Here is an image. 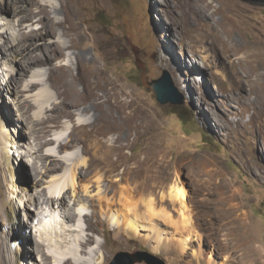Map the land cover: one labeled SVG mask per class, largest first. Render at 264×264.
Listing matches in <instances>:
<instances>
[{
	"label": "rangeland",
	"instance_id": "374dc122",
	"mask_svg": "<svg viewBox=\"0 0 264 264\" xmlns=\"http://www.w3.org/2000/svg\"><path fill=\"white\" fill-rule=\"evenodd\" d=\"M37 1L38 4L31 7L25 0H0V128L5 126L2 135L6 136L12 166L16 168L12 179L11 173L5 172L9 167L1 164L0 146V180L11 199L19 201L22 198L21 206L30 205L29 210L36 218L29 222L22 211L17 216L13 245L14 249L26 252V264H43L47 257L49 264H56V257L62 262L73 258L84 264H101L97 254L104 253L108 261L102 264H115L117 255L122 252H150L166 264H210L209 258L212 264H264V117L250 107L251 102L259 99L250 91L253 83L244 78L240 87L236 84L238 78L233 63L239 57L229 54L211 29L221 30L226 38L224 30L229 20L237 16L247 27V33L234 34L235 43H249L258 38L264 45V5L232 0L237 5L234 9L238 7L240 11L236 13L225 5L218 10L222 5L218 0H206L212 3L207 11L204 0H79L76 4L68 0ZM39 5L46 6L57 21H64L65 15L56 14L55 8L62 11L67 8L74 13L78 30H70L65 37L61 29L50 39L43 36ZM16 9L22 10L13 13ZM201 10L206 11V17L200 14ZM169 12H174L179 22L172 23ZM35 34L42 37L33 39ZM58 42L77 45L62 56L49 49L54 57L52 64L24 73L23 67L30 65L31 53L36 50L34 55L41 56V46L51 48ZM32 43L33 46L28 47ZM11 46L18 50L8 56L5 52ZM171 47L175 48L176 55ZM74 52L76 55L85 52L88 63L96 64L114 81L121 100L131 101L133 97L138 100L146 117H152L155 124L153 138L150 134L138 140L132 137L133 148L114 155L110 162L92 164L97 156L96 149L82 129L91 130V124L96 122L98 130H105L108 128L106 122L96 121L94 113L84 116L76 112L74 118H55L58 116L55 108L65 99L64 85L55 73L63 71L64 66L72 70L79 79L81 92L87 90L88 83L93 80L88 71L80 69L76 56H72ZM164 70L171 72L175 86L184 95L182 106L191 110L188 123L174 113L177 106L159 103L155 92L144 82L146 78L159 79ZM13 76L20 83L9 86L10 89L19 86L18 94L3 84ZM36 83L41 85L32 89ZM23 105L27 107L21 111ZM24 114V119L19 121ZM40 128H45V134L38 139ZM67 129L70 131L58 143L57 134ZM118 137L119 133L115 132L107 134L104 140L110 146ZM75 138L78 140L74 142L72 153H63L60 144L73 142ZM151 146L156 153L159 174V179L151 182L154 188L140 187L145 182L143 177L120 182L119 185L129 188L132 195L126 194L118 207L114 204L115 192H109V200L120 210L122 219H133L136 213L128 207V202L138 203V233H131L124 226L120 231L96 207H88L83 211L87 219L76 217L75 222L68 223L62 218L65 222L57 227V237L45 234L42 230L44 220L51 218L52 210L59 207L57 203H48V200L58 199L49 186L61 178L65 169H71L74 163L85 158L93 165V181H97L96 172L102 171L105 179L101 185L107 186L118 177L131 178L133 156L145 159V152ZM19 153L24 160L19 158ZM55 163L64 167L60 174L48 170ZM178 182L188 193V215L194 223L191 235L179 229L184 225L183 211L169 196L171 187ZM220 185L222 190L217 188ZM78 188L83 191L82 186ZM90 191L96 196L97 186L92 185ZM235 195L240 200L231 201ZM94 196H87L88 201H97ZM240 201L245 208L239 213H248L250 229L256 235L252 237L254 251L249 256L244 247L236 246V237L230 233L233 226L223 217V209L229 207L227 203L235 205ZM69 206L66 213L80 214L74 203ZM165 212L170 213L171 220L165 218ZM3 222L0 221V233L4 231ZM191 236L194 239L185 252L173 246L172 242ZM90 239L85 252L82 244Z\"/></svg>",
	"mask_w": 264,
	"mask_h": 264
},
{
	"label": "bare ground",
	"instance_id": "6f19581e",
	"mask_svg": "<svg viewBox=\"0 0 264 264\" xmlns=\"http://www.w3.org/2000/svg\"><path fill=\"white\" fill-rule=\"evenodd\" d=\"M25 1H28L31 7L34 6L35 4H38L37 0H25ZM68 1H70V3L73 4L79 2V0H68ZM218 1L222 4L219 7H217L218 10L223 9L224 7L223 5H225L228 9L232 8L233 11L235 12L237 11L236 13L240 12L238 7L234 9V6L236 7L237 5L232 0H218ZM211 4L212 3H208L206 0H204V9L206 11L208 9L210 10L212 8ZM38 8H39V15L41 16V22L43 24V30H44L43 36L48 37V39H50L51 37H55L58 34V32H60V29L64 37L69 34L70 30H74V31L78 30V25L76 24L74 19V13L70 12V10H67V8L63 9V11L55 8L56 14L63 13L65 15L64 21H57L54 18H52L46 6L39 5ZM21 10L22 9L20 10L16 9L13 13H17V12L19 13ZM206 11L201 10L200 14L206 17ZM168 15L172 23L179 22L174 12H169ZM239 18L236 16V18L234 17L231 20H229L227 27L224 30L226 32V38L224 37V33L221 30L215 29L214 27H211V29L213 35H215V38H217V41L221 44V46L225 48V50L229 52V54L231 55L233 54V56L239 57L238 61L233 63V66L235 68L234 69L235 75L238 78L236 84L238 87H240L244 82V78H246L249 83L251 82L253 83V85L250 84V91L252 93H256L259 99L257 98L256 101L251 102L250 107L252 108L254 107L264 117V45L262 41H260V39L258 38L253 39L249 43H243V42H240L239 44L235 43L233 39L234 34L239 33L240 35H246L247 33V27H245L243 21ZM38 37H42V35L40 36H38V34L33 35V39ZM76 45L77 44L74 43L61 44L58 42L55 43V45L51 46V48L48 47L47 45L41 46L39 48L42 51L41 56L34 55L36 50L33 53H31L28 62L30 65L23 67L24 73H27L28 71L34 69L35 67H42L47 64H52V62L54 61V57L50 53L49 49H51L57 56L58 55L62 56L65 55L67 51L72 50V48H74ZM31 46H33V43L28 45V47ZM17 50L18 47L11 46V48L7 50L5 53L8 56H10ZM230 50L232 51L230 52ZM171 52L174 55H176L175 48L171 47ZM242 53H244V55H241ZM73 55L76 56L80 69H83V71H88L89 74L92 76L93 80H91L88 83L89 84L88 89L85 90L84 92H81L78 88V83H77L79 79L76 78L72 70H70L65 66L64 68H62L63 71L61 72L59 71L56 72L55 69L53 72H56L55 75L59 74L60 79L62 80V84L64 85L65 88V99L62 102L61 106L55 108L58 113V116L55 118L58 119L63 116L69 119L74 118L76 112H81V114H84V116L94 113L96 121L103 120L106 122L108 128L107 129L105 128V130H98L96 122L94 124H91L92 127L91 130H89L88 127H83L82 129V131L86 133L87 138L91 140L92 142L91 145L93 149H96L97 156L93 159L92 164L93 165L97 164L98 166L110 162L114 155L122 153V151L127 148L128 149L133 148L134 141L132 137H135V140H138V138L142 137L143 135L150 134L151 135L150 138H153L152 134L154 132L155 124L153 122L152 117L149 116L146 117V112H144L139 107L138 100L134 97L131 101L121 100L120 94L117 93L114 88L115 86L114 81L108 79L107 75H104L102 70H100V68L96 64H93L92 62L88 63V58L85 52H80L77 55L74 52L72 53V56ZM5 78L6 77L4 76V80ZM11 83H14L15 85H19L20 81L13 76L8 82L3 84L9 86L11 85ZM39 85H41V83L33 84V86L31 87L33 89L39 87ZM18 88L19 86L18 87L15 86L14 89H12V87L10 89L9 86L10 91L17 94L18 91L16 89ZM47 96L49 97V94ZM26 107H27L26 105H23V107L21 106L20 110L23 111L24 109H26ZM28 112H30V109L28 110ZM24 116L25 114L21 115L19 121H22L24 119ZM43 123H45V121H43ZM38 124L40 125V123ZM82 124L83 126H87L86 123H82ZM4 129L5 126H2L0 128V146L2 150L1 164L5 165L6 167H9V171H5V172H8V174L11 173L10 176L12 179H14L15 178L14 171L16 170V168L12 166L13 160H12V156L10 155V151L8 150V146H7L8 141L6 139V136L4 137L2 135V131ZM69 129L71 130V127H69ZM70 130L68 131L63 130L59 132L57 134L58 135L57 142L60 143L61 138L63 139V137ZM115 132L119 133V137L115 140L116 143L108 146L104 138L107 134H111ZM37 133H39L38 139H40L41 135L45 134V128H40L39 130H37ZM77 140L78 139L75 138L73 142H69L65 144L61 143L60 148L63 151V153L71 154L74 149V142H76ZM15 145H17L16 142ZM87 151H90V148H88ZM19 152H20V148H19ZM145 154H146L145 159H139V156L137 155L133 156L135 163L132 169L131 178L129 177L126 178L125 176L118 177L116 180L110 181V183L107 186H102L103 185L102 182L105 179L104 177L105 175L104 176L101 175L102 171L96 172V175L94 176L97 178V181L96 182L93 181V170H94L93 165L92 164L89 165L85 158L82 160L80 159L79 161L74 163V166L71 169H65V171L63 165H59L58 163L52 164L53 167H51V169H48L49 171L54 172L56 174H60L61 172L64 171V174L62 176L60 175L61 178L57 180L53 179L54 181H52L51 185L49 186L50 191L53 194L58 195V199L56 201L53 199L48 200V203L50 202H52L53 204L57 203L59 207L57 209L52 210L50 215L51 218L44 220V222L42 221L43 222L42 230H45V234L48 237H57L55 233L57 232L56 230L57 227L59 228V225L61 224L60 222L63 223V221L65 220L68 223H73L76 221L77 218L87 219L88 215H85L84 212L88 207L89 208L96 207L100 211L102 216L106 215L107 217H109L110 221L113 222L115 226H117L118 229H120V231L124 226L127 230L132 231L131 233H138L140 228V222L138 220L139 213L137 211L139 206L138 203L134 201L131 204L128 202L129 205L126 204V206L128 205L130 209L133 208L135 210L136 214L133 219L130 218L122 219L120 210L119 211L116 210L113 206L117 205L118 207V205L122 204L124 199H126V194H129L131 192L129 188L125 186H120L119 185L120 182L121 183L125 181L129 182L130 180L137 181L143 177L145 179L144 180L145 182L142 185H140V187L145 186L147 188H151V190L152 188H154L151 186L152 184L151 182L156 181V179L159 176V174L157 173L158 170L156 171V165H155L157 163L156 155H155L156 153L153 147L151 146L147 148ZM19 158L21 160L22 159L24 160V156H22V154L20 153H19ZM80 168H82V171L80 170ZM36 172H41V171L36 170ZM4 178H6V176H4ZM77 181L79 182V185L83 187V191L79 190L80 187L78 188L79 185L77 186ZM3 185L0 180V221L1 222L4 221L3 224L5 223L4 231L0 233V264H26L28 258L26 252L24 253L22 249L19 250L18 248L14 249V245H13V243L16 242V240L14 239V234L17 223L16 222L17 216H18V212L22 211L24 212L25 217L29 222L30 221L33 222L34 220H36V218L34 217V214L31 213L29 210L28 206L30 205L26 207L24 206L22 207L21 206L23 202L22 198L19 201L13 200V198L11 199L10 195H8L6 191H4ZM11 185L14 189L16 188L13 181ZM92 185L93 187L97 186L98 192L96 196H94L93 194L94 191H90ZM221 185L219 187L217 186L216 187L219 188V190H222ZM110 191L115 192V198H114L116 200L114 203L115 205H113V203H111V200H109ZM16 193L13 192V194ZM130 194L129 196L131 197L132 194L131 195ZM87 196L89 197L94 196L95 198L98 199L97 201L96 200L94 201V199L92 198L93 201L89 202ZM169 196L175 206L178 205V203L180 204L183 211L182 213L183 218L181 220L184 225L179 229L185 230L191 235L192 234L191 229L194 228L193 227L194 223L192 221V218L188 215L189 198L186 188L184 187L183 184L178 182L171 187ZM238 199L239 198L237 197V195H235L233 196V199L231 201ZM70 203H74L75 206L74 208L76 210H79L80 214H71L65 212V210L67 211L68 209L67 207H70L69 206ZM229 203H227V206L229 207L223 209V217L225 219L230 220V224L233 226L232 232L230 233L232 237H236L235 238L236 246L240 245L241 247H244V249L246 250V256H249V254L253 253L254 251L252 248L254 244V240L252 237H256V235H254L250 229L251 224H249L248 222L249 220L248 213L247 214L244 212H242L241 214L239 213L242 211L243 208H245V204L243 203V201H240L238 204L235 205ZM45 216L47 215L45 214L44 217ZM62 218L64 219L63 221H61ZM165 218L167 220L172 219L170 213L167 212H165ZM172 223L174 222L172 221ZM193 239L194 237L191 236L185 240L175 241L172 243L174 247L179 248L181 251L185 252L186 250L189 249V244H190L189 242H191ZM91 241L92 239L82 244L84 251L86 250V248L88 247ZM160 242L162 243L163 239H161ZM63 254L64 253H58V255L60 256H62ZM97 256H100L101 264L108 261V256L105 253L100 255L97 254ZM48 260L49 258L47 257L44 260L43 264H49ZM201 261L202 260H200V262ZM211 262H212V258H209V263L212 264ZM38 264H42V263H38ZM56 264H84V263L77 261L73 258L62 262L60 257H56Z\"/></svg>",
	"mask_w": 264,
	"mask_h": 264
},
{
	"label": "water",
	"instance_id": "95a60500",
	"mask_svg": "<svg viewBox=\"0 0 264 264\" xmlns=\"http://www.w3.org/2000/svg\"><path fill=\"white\" fill-rule=\"evenodd\" d=\"M252 4L264 5V0H244ZM145 84L150 87L156 94L157 100L162 105L172 104L175 106H182L185 104L184 95L177 89L174 83L173 76L169 70H164L163 75L159 79L150 80L146 78ZM166 264V262L150 253L137 252L134 254L122 252L119 253L115 259V264Z\"/></svg>",
	"mask_w": 264,
	"mask_h": 264
},
{
	"label": "trees",
	"instance_id": "16d2710c",
	"mask_svg": "<svg viewBox=\"0 0 264 264\" xmlns=\"http://www.w3.org/2000/svg\"><path fill=\"white\" fill-rule=\"evenodd\" d=\"M190 112L191 110L186 106H179V107L177 106L175 108L174 113L178 114L184 123H188L191 117Z\"/></svg>",
	"mask_w": 264,
	"mask_h": 264
}]
</instances>
